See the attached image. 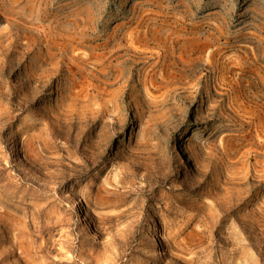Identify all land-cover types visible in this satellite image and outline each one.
<instances>
[{"label":"rangeland","instance_id":"rangeland-1","mask_svg":"<svg viewBox=\"0 0 264 264\" xmlns=\"http://www.w3.org/2000/svg\"><path fill=\"white\" fill-rule=\"evenodd\" d=\"M0 264H264V0H0Z\"/></svg>","mask_w":264,"mask_h":264},{"label":"bare ground","instance_id":"bare-ground-1","mask_svg":"<svg viewBox=\"0 0 264 264\" xmlns=\"http://www.w3.org/2000/svg\"><path fill=\"white\" fill-rule=\"evenodd\" d=\"M228 44V43H227ZM231 44V43H230ZM229 46V45H228ZM186 153V152H185ZM187 157H188V155H187ZM186 157V158H187ZM186 160V159H185ZM78 202V206H79V212H81V204H82V201L81 200H78L77 201ZM84 232L87 234V235H89L90 237H95V233H94V231H93V229L90 227V225H87V226H85V229H84Z\"/></svg>","mask_w":264,"mask_h":264}]
</instances>
